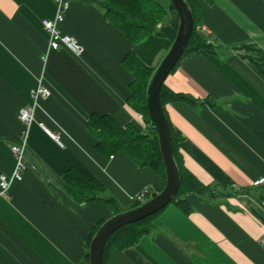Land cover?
<instances>
[{
    "label": "crops",
    "instance_id": "obj_1",
    "mask_svg": "<svg viewBox=\"0 0 264 264\" xmlns=\"http://www.w3.org/2000/svg\"><path fill=\"white\" fill-rule=\"evenodd\" d=\"M67 1L59 30L78 41L80 56L50 49L43 22L55 18L54 0H0V177L17 168L12 148L24 150L23 180L0 196V264H85L90 234L114 212L75 202L64 182L71 169L101 182L122 211L144 189L158 194L166 185L126 153L99 152L88 123L109 116L146 130L128 103L134 78L123 60L133 52L156 69L178 34V14L170 0L159 1L167 8L158 25L164 36L134 46L107 20L101 0ZM194 2L199 32L221 48L180 60L165 86L197 105L173 101L165 111L185 167L220 197L190 195V214L170 204L152 234L106 264H264V186H253L264 178V0ZM39 87L50 94L35 100ZM32 102L34 119L24 124L19 115Z\"/></svg>",
    "mask_w": 264,
    "mask_h": 264
},
{
    "label": "trees",
    "instance_id": "obj_2",
    "mask_svg": "<svg viewBox=\"0 0 264 264\" xmlns=\"http://www.w3.org/2000/svg\"><path fill=\"white\" fill-rule=\"evenodd\" d=\"M186 1L193 12L195 26L184 56L199 54L201 51L217 55L216 50L221 48V46L216 44V42H209L198 31V5L194 0ZM100 4L107 20L132 45L136 46L145 42L151 35L164 36L159 31L158 25L167 14V8L161 5L158 0H101ZM170 9L175 11L172 4L170 5ZM178 64L172 72L177 69ZM123 66L134 78L133 83L130 85L131 96L128 103L137 113L143 116L147 126L152 127V132H142L133 125L122 127L111 117L98 115H93L90 118L88 129L97 139L96 148L102 154L110 157L121 152L126 153L139 167L151 168L166 180V172L160 152L158 136L151 122L146 100L149 80L155 69L146 66L133 52L125 56ZM161 99L164 108L168 103L173 101L186 102L191 106L197 105L195 99L171 92L165 84L162 87ZM170 127L173 139L174 158L181 177L180 190L172 204L175 203L185 214H190L193 210L188 202L190 195L215 200L220 197V194L217 188H211L202 184L185 167L184 159L180 152L179 139L176 137L171 124ZM64 182L66 192L75 202L79 204H91L95 202L106 204L113 209V216L122 212L116 200L107 195L105 186L98 180L87 179L77 170L71 169L65 174ZM151 194L148 196V199L156 195L155 193ZM141 204L134 203L129 209L136 208ZM162 211L154 216L117 230L105 246L104 264L107 263L109 255L114 251H123L136 246L143 237L152 234L155 231L153 223ZM104 222L89 236L86 245L87 253L85 255V264H89L90 243Z\"/></svg>",
    "mask_w": 264,
    "mask_h": 264
},
{
    "label": "water",
    "instance_id": "obj_3",
    "mask_svg": "<svg viewBox=\"0 0 264 264\" xmlns=\"http://www.w3.org/2000/svg\"><path fill=\"white\" fill-rule=\"evenodd\" d=\"M180 19L178 34L167 54L154 70L147 88V107L158 136L166 172L164 189L140 206L112 216L98 229L89 248V264H104L105 246L120 228L137 223L164 210L176 199L181 185L180 171L174 158L170 122L161 99L167 77L184 56L194 32L193 12L186 0H170Z\"/></svg>",
    "mask_w": 264,
    "mask_h": 264
},
{
    "label": "built area",
    "instance_id": "obj_4",
    "mask_svg": "<svg viewBox=\"0 0 264 264\" xmlns=\"http://www.w3.org/2000/svg\"><path fill=\"white\" fill-rule=\"evenodd\" d=\"M56 7H57V14L54 19L52 20H44L43 26L49 38V46L50 49L53 51H57L60 49H66L70 51L75 56H80L82 53L81 46L79 45L78 41L67 35H63L59 30V25L65 19V10L68 8V1L67 0H54ZM198 31L199 30L198 28ZM50 94L49 90L44 87H39L33 93V98L38 100L40 97H48ZM35 107V103L32 102V106L26 110H23L19 117L20 120L24 124L31 123L34 119L33 115V108ZM46 133L55 140L60 146H63L62 142L60 141L59 134H54L50 130L45 129ZM12 151L15 155H17V159L19 160L17 163V168L12 172L10 176L3 175L0 177V196H5L9 194L11 186L15 182H21L23 180V162H22V155L24 153L23 148L14 146ZM254 187H262L264 186V178H260L253 182ZM150 195V188L144 189L134 200L135 203H144L148 200V196ZM262 205L264 207V199L262 200ZM260 246L264 249V232L259 239Z\"/></svg>",
    "mask_w": 264,
    "mask_h": 264
},
{
    "label": "rangeland",
    "instance_id": "obj_5",
    "mask_svg": "<svg viewBox=\"0 0 264 264\" xmlns=\"http://www.w3.org/2000/svg\"><path fill=\"white\" fill-rule=\"evenodd\" d=\"M159 1H161V0H158V2H159ZM144 132H145V133H147V132H152V127H151V126H147V128H146V130H145ZM152 194H153V193H152ZM152 194H151V195H152ZM152 197H153V196H152ZM152 197H151V198H152Z\"/></svg>",
    "mask_w": 264,
    "mask_h": 264
}]
</instances>
